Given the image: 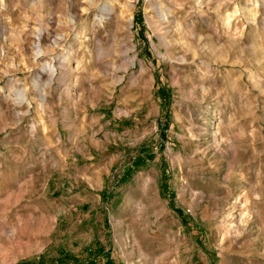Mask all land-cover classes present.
Segmentation results:
<instances>
[{
    "label": "rangeland",
    "instance_id": "obj_1",
    "mask_svg": "<svg viewBox=\"0 0 264 264\" xmlns=\"http://www.w3.org/2000/svg\"><path fill=\"white\" fill-rule=\"evenodd\" d=\"M0 264H264V0H0Z\"/></svg>",
    "mask_w": 264,
    "mask_h": 264
},
{
    "label": "bare ground",
    "instance_id": "obj_2",
    "mask_svg": "<svg viewBox=\"0 0 264 264\" xmlns=\"http://www.w3.org/2000/svg\"><path fill=\"white\" fill-rule=\"evenodd\" d=\"M38 46V49H40L41 48V46H40V44H38L37 45ZM53 70V69H52ZM53 72V71H52ZM55 72V71H54ZM20 93V92H19ZM20 95H22L21 93H20ZM24 95H22V97H23Z\"/></svg>",
    "mask_w": 264,
    "mask_h": 264
}]
</instances>
